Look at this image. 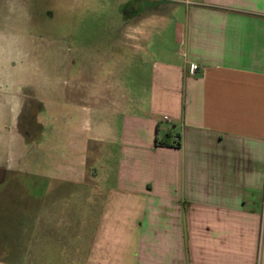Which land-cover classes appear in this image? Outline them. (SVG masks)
Returning <instances> with one entry per match:
<instances>
[{"label": "crops", "instance_id": "obj_1", "mask_svg": "<svg viewBox=\"0 0 264 264\" xmlns=\"http://www.w3.org/2000/svg\"><path fill=\"white\" fill-rule=\"evenodd\" d=\"M135 10L123 39L57 59L67 84L39 90L25 144L51 145L18 171L12 254L21 241L22 264H264V0Z\"/></svg>", "mask_w": 264, "mask_h": 264}, {"label": "rangeland", "instance_id": "obj_2", "mask_svg": "<svg viewBox=\"0 0 264 264\" xmlns=\"http://www.w3.org/2000/svg\"><path fill=\"white\" fill-rule=\"evenodd\" d=\"M158 2L173 0H0V264H22L21 241L12 254L23 217L18 171H39L51 145L48 135L47 144H27L38 130L39 90L67 84L55 79L57 59L70 67L76 52L97 58L93 46L123 39L125 25L140 23L135 8ZM51 115L42 114L47 134Z\"/></svg>", "mask_w": 264, "mask_h": 264}, {"label": "built area", "instance_id": "obj_3", "mask_svg": "<svg viewBox=\"0 0 264 264\" xmlns=\"http://www.w3.org/2000/svg\"><path fill=\"white\" fill-rule=\"evenodd\" d=\"M197 68L198 67L196 65H191L190 70L191 72H195ZM173 142H174L173 145L175 146H177V144L180 143L178 138H174Z\"/></svg>", "mask_w": 264, "mask_h": 264}, {"label": "trees", "instance_id": "obj_4", "mask_svg": "<svg viewBox=\"0 0 264 264\" xmlns=\"http://www.w3.org/2000/svg\"><path fill=\"white\" fill-rule=\"evenodd\" d=\"M164 144L171 145L172 143H170L169 141H166V142H164ZM177 146H179V143L177 144Z\"/></svg>", "mask_w": 264, "mask_h": 264}]
</instances>
